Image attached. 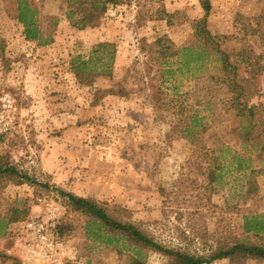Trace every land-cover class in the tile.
Listing matches in <instances>:
<instances>
[{
  "label": "rangeland",
  "instance_id": "rangeland-1",
  "mask_svg": "<svg viewBox=\"0 0 264 264\" xmlns=\"http://www.w3.org/2000/svg\"><path fill=\"white\" fill-rule=\"evenodd\" d=\"M208 1L205 16L201 0H134L110 7L97 25L77 30L66 20L61 0H46L43 13L58 16L60 24L53 43L40 46L26 39L23 25L0 0V153H9L21 171L49 186L10 184L3 190L0 264H128L131 256L146 264L169 263L162 254L121 242L108 245L91 234L96 227L87 229L55 188L120 207L166 247L201 256L219 242L231 245L244 238V214H264V175L256 177L253 199L229 163L222 185L209 183L207 159L197 161L193 142L173 131L179 119L172 115L173 105L167 101L159 110L154 104L160 71L153 68L148 75L143 69V41L168 37L182 47L193 41L196 23L205 18L213 36L232 37L228 47L264 51V18L253 36L241 31L257 27L264 0ZM100 43L116 45L113 73L97 78L93 87L82 86L71 62L88 60ZM260 81V96L251 104L264 124V74ZM183 82L179 99L201 123L207 112L198 105L200 96ZM208 119L207 148L219 146V135L234 138L232 128L224 132L227 123L219 125V116ZM231 142L238 153L253 152L250 145ZM254 165L263 168L264 162ZM16 200L26 216L6 222V201ZM239 263L264 261L223 258L211 264Z\"/></svg>",
  "mask_w": 264,
  "mask_h": 264
},
{
  "label": "trees",
  "instance_id": "trees-1",
  "mask_svg": "<svg viewBox=\"0 0 264 264\" xmlns=\"http://www.w3.org/2000/svg\"><path fill=\"white\" fill-rule=\"evenodd\" d=\"M65 6L64 16L69 25L77 30H85L97 25L110 7L120 4H132L134 0H61ZM6 8L14 19L24 27L28 41L37 42L40 46L53 43L60 24L58 16L44 14L46 0H5ZM201 5L208 16L211 5L208 0H201ZM160 13V11H159ZM163 14L165 12L162 11ZM167 15L166 17H170ZM257 27H241L247 35H254V28L261 24L259 17ZM193 41L177 47L168 37H161L149 44L141 43V51L146 60L143 64L145 74L150 75L153 68L159 70L161 85L153 88L154 104L160 110L161 104L168 107L169 101L175 108L179 119L173 131L185 134L195 145L198 160H206L209 183L222 185L227 176V163L242 179V191L246 197L253 199L257 193L256 177L264 175V167L257 168L256 160L264 162V124L256 111L252 100L260 96L261 81L264 74V51L257 53L250 48L228 47L231 38L226 35L213 36L206 28V18L196 23ZM261 38V37H260ZM4 41L0 39V53L4 50ZM260 48V46H258ZM117 55L115 44L100 43L96 45L88 60L81 57L71 62V70L82 86L93 87L99 77H110L113 73ZM186 79L190 94L200 96L198 105L207 112L201 123L192 110L183 105L179 99ZM184 93V92H183ZM170 99V100H169ZM164 101V103H163ZM219 103V104H218ZM168 109V108H167ZM168 111V110H167ZM219 116V125L224 132L230 128L234 138H222L219 135V146L207 148L204 135L210 129L208 118ZM199 128V129H198ZM2 137L0 136V142ZM236 144L250 145L252 153H238L233 150L231 140ZM257 155L255 158L253 156ZM28 172L21 171L9 153H0V197L10 184L49 187L42 184ZM73 212L84 219L87 229L96 228L91 234L98 235L108 245L119 242L138 249L159 253L169 259L168 264H211L216 260L230 258L236 262L260 258L264 261V214L249 211L243 215V232L246 235L231 245L219 242L203 256L191 254L181 249L168 248L160 243L143 224H138L128 217L126 210L111 207L92 198L77 196L71 192L55 188ZM21 203L16 200L6 201L3 220L19 223L26 213ZM128 264H146L141 259L131 256ZM240 264V263H239Z\"/></svg>",
  "mask_w": 264,
  "mask_h": 264
},
{
  "label": "built area",
  "instance_id": "built-area-1",
  "mask_svg": "<svg viewBox=\"0 0 264 264\" xmlns=\"http://www.w3.org/2000/svg\"><path fill=\"white\" fill-rule=\"evenodd\" d=\"M46 258H48V254H47V253L45 254V259H46Z\"/></svg>",
  "mask_w": 264,
  "mask_h": 264
}]
</instances>
